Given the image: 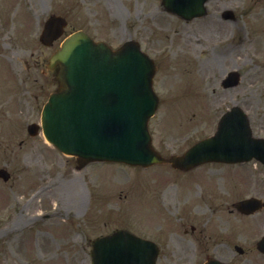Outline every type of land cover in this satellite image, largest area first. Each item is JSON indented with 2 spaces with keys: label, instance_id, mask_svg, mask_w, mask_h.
<instances>
[{
  "label": "rangeland",
  "instance_id": "rangeland-1",
  "mask_svg": "<svg viewBox=\"0 0 264 264\" xmlns=\"http://www.w3.org/2000/svg\"><path fill=\"white\" fill-rule=\"evenodd\" d=\"M21 1L25 2L22 5L28 11L26 21L32 34L58 10L70 20L68 32L82 26L94 36H104L106 26V38L113 47L133 38L148 53L165 50L157 59L155 76L163 101L150 122L154 144L162 154L182 153L211 135L222 113L234 103L249 113L255 135L264 137V1L210 0L208 16L188 22L162 12L161 0H17ZM226 10L235 11L234 20L222 18ZM18 15L14 13L12 18ZM228 37L224 42L230 43L225 46L220 41ZM2 41L8 44L0 45V59L11 61L13 66L25 49L34 50L32 57L26 54L32 64L39 55L37 47L46 58L56 47L43 48L35 42L32 49L28 43ZM42 69L29 73L33 76ZM234 70L241 74L240 84L223 89L220 80ZM177 74L179 78L174 77ZM45 83L47 97L54 84L50 76ZM14 89L15 82L0 68V97ZM27 101L33 109L25 107L29 114L20 117L14 112L8 115V107L0 102V121L5 122L0 123V167L9 165L23 178L27 172L23 163L32 164L26 182L21 180L13 190L0 179V264H92V240L117 228H129L157 242L161 247L158 264H203L206 254L215 252L225 260L233 258L236 264H264V256L256 248L264 235V210L244 216L227 208L235 199H264L261 163L200 167L190 173L200 174V188L192 190L196 199L186 201L181 196L177 201V193H183L191 179L186 181L188 174L183 176L170 166L144 169L91 163L77 170L75 159L46 143L42 134L34 138L27 134V124L40 121L43 103ZM25 116L29 117L25 120ZM23 139L27 141L21 144ZM30 151L39 155L38 163L31 160ZM218 179L229 186L215 184ZM33 180L44 183V191L31 203L26 200V209L21 210ZM200 195L206 201H201ZM220 195L216 201L219 209L210 214V196ZM196 208L202 210L200 219L193 212ZM39 212L50 213L49 218L36 220ZM32 221L37 229L30 228ZM194 224L198 228L195 233L191 231ZM226 227L228 233L222 235ZM20 228L22 233L10 232ZM226 241L232 247L238 244L245 248L244 255L235 256L238 253L227 247Z\"/></svg>",
  "mask_w": 264,
  "mask_h": 264
},
{
  "label": "water",
  "instance_id": "water-1",
  "mask_svg": "<svg viewBox=\"0 0 264 264\" xmlns=\"http://www.w3.org/2000/svg\"><path fill=\"white\" fill-rule=\"evenodd\" d=\"M165 1L187 18L205 11L206 0ZM62 23V19L52 18L46 28L49 31ZM51 63L59 66L60 89L43 111L44 134L63 152L76 155L81 166L91 161L143 166L171 162L188 170L207 161H248L253 157L264 163V139L252 136L249 121L238 107L223 116L215 136L197 143L183 156L166 159L153 150L147 123L158 103L152 89L155 67L134 42L112 51L77 33ZM261 205L250 199L238 207L250 213ZM259 248L264 251V239ZM158 253L153 242L120 230L96 241L92 257L93 264H155Z\"/></svg>",
  "mask_w": 264,
  "mask_h": 264
},
{
  "label": "flooded vegetation",
  "instance_id": "flooded-vegetation-1",
  "mask_svg": "<svg viewBox=\"0 0 264 264\" xmlns=\"http://www.w3.org/2000/svg\"><path fill=\"white\" fill-rule=\"evenodd\" d=\"M3 39H5V37L3 36V33L0 32V40ZM42 60H44V58L42 59V57H39V59L37 60L36 62L37 70L41 66ZM24 65H25L24 62L21 61V69L15 70L13 73L10 74V78L17 83L12 98L19 104H23L26 101L25 90H26V86L29 84V80L32 79L34 82H38L40 79V73L37 72L32 76L29 73L30 71V68L28 66L29 64L26 63L25 70L23 69ZM39 98H40V93L35 96L36 100H39ZM13 179L16 180V177H12V180Z\"/></svg>",
  "mask_w": 264,
  "mask_h": 264
}]
</instances>
